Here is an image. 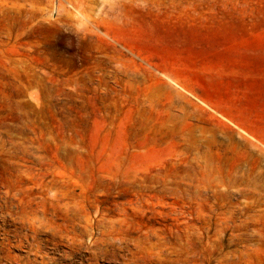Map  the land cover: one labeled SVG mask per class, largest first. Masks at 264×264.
<instances>
[{"label":"rangeland","instance_id":"374dc122","mask_svg":"<svg viewBox=\"0 0 264 264\" xmlns=\"http://www.w3.org/2000/svg\"><path fill=\"white\" fill-rule=\"evenodd\" d=\"M67 1L0 0V264H264V0Z\"/></svg>","mask_w":264,"mask_h":264},{"label":"bare ground","instance_id":"6f19581e","mask_svg":"<svg viewBox=\"0 0 264 264\" xmlns=\"http://www.w3.org/2000/svg\"><path fill=\"white\" fill-rule=\"evenodd\" d=\"M64 5L67 6V8L77 17L81 19L84 23L89 25L92 29L96 30L97 32L101 33V30L99 29L97 23L95 21H92L90 17L85 14L84 12L80 11L78 7L74 6L67 0H61ZM56 13L61 12L62 8L58 5L55 7Z\"/></svg>","mask_w":264,"mask_h":264}]
</instances>
